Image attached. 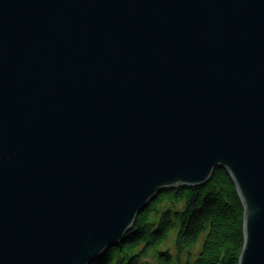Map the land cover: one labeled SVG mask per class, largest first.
<instances>
[{
    "label": "water",
    "instance_id": "1",
    "mask_svg": "<svg viewBox=\"0 0 264 264\" xmlns=\"http://www.w3.org/2000/svg\"><path fill=\"white\" fill-rule=\"evenodd\" d=\"M218 170L264 264V0H0V264H94Z\"/></svg>",
    "mask_w": 264,
    "mask_h": 264
},
{
    "label": "trees",
    "instance_id": "2",
    "mask_svg": "<svg viewBox=\"0 0 264 264\" xmlns=\"http://www.w3.org/2000/svg\"><path fill=\"white\" fill-rule=\"evenodd\" d=\"M245 207L227 171L218 170L203 187H178L160 194L137 217L123 243L94 264H149L156 253L158 264H171L158 256L159 249L177 230L175 251L186 264H239L245 244ZM205 239L195 255L193 248Z\"/></svg>",
    "mask_w": 264,
    "mask_h": 264
},
{
    "label": "rangeland",
    "instance_id": "3",
    "mask_svg": "<svg viewBox=\"0 0 264 264\" xmlns=\"http://www.w3.org/2000/svg\"><path fill=\"white\" fill-rule=\"evenodd\" d=\"M177 230L173 231L170 235V238L169 240L163 245V247L161 249H159V253L160 252H170L173 256V259H172V263L171 264H186L187 262V259H188V251L189 249L186 250V252L182 255L181 257V260L179 261L177 259V256L178 254L176 253L175 251V238L177 236ZM204 239H205V234L202 236L200 242L198 243V245L196 247L193 248V253L196 255L198 251L201 250L202 248V245H203V242H204ZM158 253V254H159ZM156 253H150L149 254V258L148 259H145V263H149V264H158L157 262V258H156Z\"/></svg>",
    "mask_w": 264,
    "mask_h": 264
},
{
    "label": "bare ground",
    "instance_id": "4",
    "mask_svg": "<svg viewBox=\"0 0 264 264\" xmlns=\"http://www.w3.org/2000/svg\"><path fill=\"white\" fill-rule=\"evenodd\" d=\"M161 253H164V252H161Z\"/></svg>",
    "mask_w": 264,
    "mask_h": 264
}]
</instances>
